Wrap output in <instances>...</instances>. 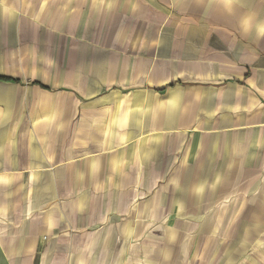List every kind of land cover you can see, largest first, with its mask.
<instances>
[{"label":"crops","instance_id":"crops-1","mask_svg":"<svg viewBox=\"0 0 264 264\" xmlns=\"http://www.w3.org/2000/svg\"><path fill=\"white\" fill-rule=\"evenodd\" d=\"M0 264H264V0H0Z\"/></svg>","mask_w":264,"mask_h":264}]
</instances>
